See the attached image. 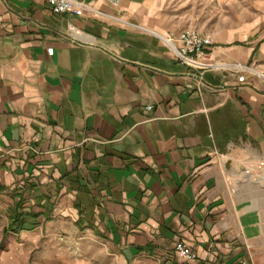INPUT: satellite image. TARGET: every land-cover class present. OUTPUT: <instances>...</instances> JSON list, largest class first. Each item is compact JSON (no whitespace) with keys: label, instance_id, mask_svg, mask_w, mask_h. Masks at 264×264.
<instances>
[{"label":"crops","instance_id":"0c3cea01","mask_svg":"<svg viewBox=\"0 0 264 264\" xmlns=\"http://www.w3.org/2000/svg\"><path fill=\"white\" fill-rule=\"evenodd\" d=\"M83 1L0 0V264H264V39L210 47L240 84L175 59L166 0Z\"/></svg>","mask_w":264,"mask_h":264},{"label":"rangeland","instance_id":"374dc122","mask_svg":"<svg viewBox=\"0 0 264 264\" xmlns=\"http://www.w3.org/2000/svg\"><path fill=\"white\" fill-rule=\"evenodd\" d=\"M164 13L171 23L168 33L195 31L209 37L212 45L264 39V0H166ZM76 254V249L69 251L73 258Z\"/></svg>","mask_w":264,"mask_h":264},{"label":"built area","instance_id":"2783aa9c","mask_svg":"<svg viewBox=\"0 0 264 264\" xmlns=\"http://www.w3.org/2000/svg\"><path fill=\"white\" fill-rule=\"evenodd\" d=\"M113 7L119 5V0H105ZM49 6L52 13L55 15H64L72 13L75 15L104 17L105 15L96 11L89 3L83 0H44ZM107 17V16H106ZM119 23L121 20L117 18L109 17ZM128 27H135L131 24L124 23ZM136 28V27H135ZM174 55L175 59L192 69L200 72L204 71H230L233 76L236 77L238 83L242 84L245 81L246 73H255V71L246 65L235 63L227 65L224 63H217L210 59L209 49L212 46V42L209 37L202 35L195 31H181L178 33L154 34ZM51 55V50H49ZM151 106L145 108L146 112L152 111ZM175 253L186 261H192L196 259L195 253H193L188 246L184 243H177L174 247Z\"/></svg>","mask_w":264,"mask_h":264}]
</instances>
